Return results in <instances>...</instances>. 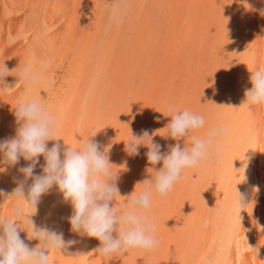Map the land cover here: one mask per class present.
I'll use <instances>...</instances> for the list:
<instances>
[{"label":"bare ground","instance_id":"obj_1","mask_svg":"<svg viewBox=\"0 0 264 264\" xmlns=\"http://www.w3.org/2000/svg\"><path fill=\"white\" fill-rule=\"evenodd\" d=\"M154 1L156 2V0ZM209 2L211 5L209 10L216 11L217 8H220L222 15L216 24L215 34L211 36L216 47L212 48L217 51L214 56L216 59H214L219 68L215 67L214 72L212 70L215 73L214 86L212 93L208 92L213 97L206 96L207 100L210 98L209 102L206 101V103L208 102L206 105L210 109L209 112H207L206 106L204 109L210 117L208 122L205 120L207 123L202 130L207 133L211 128L223 129V135L217 140L222 157L219 160L210 157L203 163L204 169L197 181L199 192L197 191V200L195 201L196 204H200L201 209L191 213L189 222L190 228L197 231V233L194 231L196 242L193 241L195 244L189 246L188 251L184 250L189 256L184 264H264V105L244 104L245 89L252 86L251 72L264 67V15L260 11L264 9V0H209ZM91 3L92 0H0V66L5 64L10 71L14 70L5 78L6 84L13 89L11 91L0 90V140L16 135L20 126L15 116V109L18 105L30 99L39 101L42 98L47 109L61 121V127L57 133V139L60 140L50 141L48 146L51 147L55 142H59L65 147L79 148L81 146L79 135L81 136L86 128L83 118L86 114L85 110L80 109L81 113L77 111L78 114L73 120L72 127L63 128L62 125L64 116L69 109L67 106L71 94L69 92H71L70 88L74 83L73 74L78 63L77 47L74 44L75 36L84 20L83 16H89ZM114 3L118 9L120 2ZM169 3V7L179 8L178 12L183 13L181 4H177L176 0H170ZM200 3L201 0H191V5L195 10H191V8L187 13L199 14ZM188 15L183 17V20L180 19L182 21L180 23L179 20L178 25H172L171 39L173 38L174 50H177L178 45L190 43L195 39V35H199L200 40H205V28L203 25V28H199V15H193L194 17L191 15L188 17ZM207 23L209 24V22ZM201 44L203 42H200ZM199 47L198 52H200ZM102 49V53H106L105 46ZM68 53H71L70 57ZM88 54L91 55V52L83 51L82 53L86 57ZM198 58H195V61ZM65 60L70 61L69 66L67 65L68 70L67 68L66 71L61 70L64 74L58 83L53 74ZM44 61H50V67L46 71L40 68ZM196 62L194 63L197 64ZM27 63H32L40 71L41 83L28 85L19 80L20 71ZM202 63H204L203 60ZM71 89L73 90V88ZM112 122L113 120H111ZM110 125L109 127H111ZM134 134L139 133L135 132ZM107 139L104 142L108 143L112 140L110 136ZM215 147L216 144L213 145V151H215ZM121 148L124 149L125 146H121ZM123 149H121L122 163L125 165L124 168L122 167L124 170L121 168L123 172L118 174L120 183H117V186H121L118 187L121 189V197H117L114 203L125 210L126 203L124 202L127 199L124 197H127V191L130 193L125 183L131 176L130 164H132V160L130 159H135V157L128 155ZM2 160L3 156L0 155V161ZM39 160L40 164L34 170L38 175L42 174L40 165L45 163L43 156ZM28 163L23 158L14 167L0 163V190H3L9 197L7 200L0 197V215L10 218L13 208L21 206L26 214L32 215L31 218L37 226H47L64 233L65 229L60 228V225L69 215L68 205L70 202L63 200L62 193L56 186H53L49 193L41 197L36 212L30 209L26 202L10 197L17 186L13 178H22L18 169ZM190 174V170L189 172L184 170L183 179L180 181L181 186V182H185L186 178L189 179ZM28 183L30 184L31 181L29 180ZM238 192L247 194V205L249 206L240 209L237 202ZM217 208L223 209L222 214H217ZM174 220L171 219V223ZM73 234L75 237H79L76 240L80 243L72 248H83L85 244L83 241L88 237ZM189 234L187 235L189 236ZM20 236L32 247L39 244L38 240H29L26 231H20ZM96 242L97 239H92V244L90 243L88 248L89 252L95 251ZM184 251L182 250L181 253ZM54 254V252H50V264L57 256ZM69 255L71 254L69 253ZM186 255L185 257H187ZM67 256H65L66 262ZM68 258L73 260L72 257ZM179 263L181 264L182 261Z\"/></svg>","mask_w":264,"mask_h":264},{"label":"rangeland","instance_id":"obj_2","mask_svg":"<svg viewBox=\"0 0 264 264\" xmlns=\"http://www.w3.org/2000/svg\"><path fill=\"white\" fill-rule=\"evenodd\" d=\"M116 1L120 2L118 9L115 7L114 2ZM126 1L92 0L89 16H83V24H80L75 36L77 43H74L77 47L76 57L78 63L77 69H75L76 73L73 74V86L71 83L73 90L70 88L71 92L69 94L74 93L69 96V102L67 103L69 109L64 116L62 125L63 128L72 127L74 125L73 120L80 109L85 110L86 114L83 118L86 128L81 136L79 135V139L81 138L79 144L82 145L88 140L98 142L101 145V150L106 149V152H108L110 163L115 165V167L113 166V172L117 173L119 169L118 174L123 172L125 165L122 163L123 153L121 149L123 148L121 146L124 147L125 143L131 139L132 133H141L143 129L150 130L153 133L154 142L159 143L162 146V151L165 152L168 151V145L177 143L182 147L190 145V137L181 138L180 140L167 137L165 127L171 120L168 112L169 105H174L177 110L188 109L198 115L203 114V117L207 116L204 119L207 122L209 121L210 116L207 112L210 108L206 104L210 101L209 97H213L211 91H213L214 86V68H219L214 57L217 51L213 49L216 47L211 36L215 34L216 24L222 15L220 8H217L216 11L209 10L211 8L209 0H201V6L198 7L199 14L192 15L187 13L190 12L191 8V10L194 9L191 0H176L177 4H181L183 13L178 12L179 8L169 7L170 0H156V2L154 0ZM187 8L189 9L187 10ZM208 12L209 14H207ZM187 14H189L188 17L199 15V28L204 26L205 40L202 41L199 35H195V39L190 43L178 45L177 50H174L173 38L171 39L172 25H178L179 20H183ZM182 20H180V23ZM200 42H203L202 46ZM104 46L106 53H102ZM198 47L200 52L197 51ZM83 51L91 52V55H87L88 59H85L87 57L82 55ZM200 57L205 64L202 63ZM195 58H198V62L195 61ZM69 63V60H65L53 74L58 83L62 80L63 77L61 76L64 74L61 70L66 71V68L68 70ZM206 96H209L208 100ZM83 101L85 102L83 103ZM206 101L208 102L206 103ZM205 106L208 109L207 112L204 111ZM156 117H159V119L157 120ZM111 120H113L112 123ZM204 132L201 129L191 135L204 138L206 136ZM109 136L112 140L108 143L104 142ZM123 150L125 151V148ZM147 151L148 148L142 146L139 149V155L134 156L135 159H130L132 160V164H130L131 176L125 183L126 187L129 188L128 190H130V193L126 190L127 197L134 191L135 194H139L145 186L138 183L150 179V175H152L151 172L147 171L151 167L145 155ZM203 166L204 164L193 170L186 169L188 172L190 170L191 173L189 179L186 178L185 182H181L182 186L178 182V185H175L167 197L158 196L153 187L152 208L148 212V216L156 225L155 237L159 241V246L155 249L157 252L155 250L132 249L126 253L105 257L96 251V248L100 245L98 240L95 251L89 252V244H92L94 238H85L83 241L85 243L84 247L81 249L79 247L72 248L73 245L67 253L59 250L54 251L57 256L51 264H172V262L180 264L181 261V264H184L189 257L185 251H188V247L194 245L193 241L196 240L197 231L190 228L189 222L191 221V213L198 212L201 209L200 204H196L195 201L197 200V191L199 192L197 181L202 169H204ZM161 167L162 163L156 165L157 169ZM118 182L117 180L116 183ZM118 187L121 186L118 185ZM127 197H124V199H127ZM69 205L67 218L73 212L71 204ZM195 205L197 206L194 207ZM67 218L60 225V228L65 229V240L70 237L71 239H78L79 237H75L73 232L71 235V226L68 224ZM171 219H175L172 221L173 223H171ZM189 229L190 232H188ZM187 232L190 233L189 236ZM182 250H185V253H181ZM78 254L80 255L79 258ZM65 256H67V262ZM68 257H72L73 260ZM177 260L181 261L178 262Z\"/></svg>","mask_w":264,"mask_h":264},{"label":"clouds","instance_id":"obj_3","mask_svg":"<svg viewBox=\"0 0 264 264\" xmlns=\"http://www.w3.org/2000/svg\"><path fill=\"white\" fill-rule=\"evenodd\" d=\"M260 11L264 15V9ZM49 67L50 61L40 65L45 71ZM13 71L5 64L0 66V90L13 89L5 82ZM19 80L28 85L39 84L40 71L32 63H27L20 71ZM250 82L251 88L245 89L244 104L264 105V67L251 72ZM168 112L171 120L165 127L167 137L176 140L190 137L191 143L183 147L179 143L168 145L165 152L159 143L154 142L150 130L132 133L131 139L125 143V152L136 156L140 147H147L145 155L151 165L147 171L152 175L138 183L145 187L139 194L134 191L127 197L124 210L114 203L117 197H121L116 183L118 173L113 172L114 165L110 163L106 149L101 150V145L92 140L79 148L65 147L59 142L49 147L50 141L60 140L57 133L61 121L47 109L42 98L21 102L15 109L20 123L16 135L0 140V155L3 156L0 163L14 167L21 158L29 162L18 169L22 178H13L17 186L10 197L26 202L36 212L41 197L56 186L63 200L70 202L73 209L67 218L70 231L97 239L100 245L96 251L101 256L110 257L132 249L155 250L159 246L155 237L156 225L148 216L152 208L153 187L158 196L167 197L183 179L185 169L199 168L210 157L217 160L222 157L217 140L223 135V129L211 128L204 138H199L191 134L204 128L206 122L202 115L188 109L177 110L174 105H169ZM41 156L45 163L40 165L42 174L38 175L34 170L40 164ZM161 163L162 167L157 169L156 165ZM0 197L9 198L3 190H0ZM237 202L240 209L249 206L247 194L238 192ZM216 211L222 214L223 209L217 208ZM31 216L21 206L13 208L10 218L0 215V264H50V252H67L79 243L76 239L65 240L62 231L37 226ZM20 231H26L28 239L38 240L39 244L30 246L21 238Z\"/></svg>","mask_w":264,"mask_h":264}]
</instances>
